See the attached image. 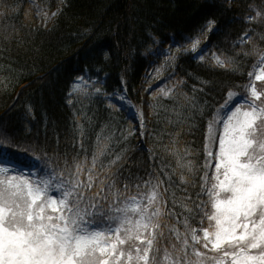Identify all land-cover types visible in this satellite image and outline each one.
Segmentation results:
<instances>
[{"label":"trees","instance_id":"trees-1","mask_svg":"<svg viewBox=\"0 0 264 264\" xmlns=\"http://www.w3.org/2000/svg\"><path fill=\"white\" fill-rule=\"evenodd\" d=\"M33 2L57 9L50 27L36 24ZM156 41L176 51L161 92L150 101L142 134L135 116L115 100L125 96L139 110L141 85L152 65L146 52ZM263 55L264 0H0V143L37 178L51 170L66 176L65 154L69 163L75 156L90 162L94 152L106 150L100 157L105 166L119 155L112 170L132 177L118 185L130 184L126 196L146 198L150 188L138 190L142 182L135 178L158 175L166 209L176 213L166 223L183 233L177 221L189 215L181 206L186 204L193 213L189 222L202 237L209 222L204 217L201 223L196 206L213 211L201 191L211 184L205 153L209 124L217 121L230 92L251 99L249 73ZM217 57L226 61L224 67ZM78 78L84 85L73 92ZM254 85L264 91V81ZM187 163L191 170L182 166ZM169 176L174 186L164 193ZM180 176L188 183H180Z\"/></svg>","mask_w":264,"mask_h":264},{"label":"snow or ice","instance_id":"snow-or-ice-1","mask_svg":"<svg viewBox=\"0 0 264 264\" xmlns=\"http://www.w3.org/2000/svg\"><path fill=\"white\" fill-rule=\"evenodd\" d=\"M216 62L226 64L219 57ZM255 80L264 81V70ZM83 84L78 78L73 92ZM95 92L99 98L100 87ZM250 95L242 101L246 110L240 104L224 105L218 137L212 134L215 118L209 124L206 157L213 158L208 142L218 139V150L215 183L201 187L213 211L196 206L201 223L204 217L209 222L201 229L202 238L189 222L193 213L186 204L181 206L189 215L177 221L183 223V233L166 223L176 213L166 209L158 175L149 173L146 181L135 178L142 182L136 184L138 190L142 185L150 188L146 198L126 196L130 184L118 185L132 177L112 170L121 161L119 155L105 166L100 157L107 156L106 150L94 152L90 162L87 156H75L69 163L65 154L66 176L51 170L32 181L24 177L10 148L0 143V264H264V91L252 84ZM2 135L14 140L6 131ZM182 166L192 168L190 163ZM168 181L164 193L174 186L171 176ZM180 183L188 181L180 176ZM172 196L175 207L174 192ZM201 244L204 249L211 245L215 255L199 250Z\"/></svg>","mask_w":264,"mask_h":264},{"label":"rangeland","instance_id":"rangeland-1","mask_svg":"<svg viewBox=\"0 0 264 264\" xmlns=\"http://www.w3.org/2000/svg\"><path fill=\"white\" fill-rule=\"evenodd\" d=\"M32 9L34 11V14L36 17V24L38 26L48 28L55 21V18L57 15V9L56 8L49 10V9H46L43 6H41L39 3L33 2L32 3ZM53 13H56V15H53ZM196 47H197V44L193 45L194 49ZM174 51H176L174 46L164 49L156 41V43L154 45H152L149 48V50L146 52V55L152 56V65L150 67V70L146 74L145 79L141 85V93L143 96V102H142V105L140 106L139 110H136L133 107V105L130 103V101L125 96H118L117 99L115 100V102L117 103L119 108L125 110L129 115L135 116L136 122H137V127H138L140 133H142V134H144L148 129V119H149L148 110H149L150 101L157 92L159 93L162 90V89L160 90V88L166 79V69L168 67V61L170 60L171 56H173ZM261 70H264V62H262V61L252 72V75H251L253 78L252 84H254L255 82L256 83L259 82V81L255 80V76L260 74ZM89 85H91V84H88V86ZM256 88H257V85H256ZM257 90H258V88H257ZM263 90H264V88H263ZM249 91H250V89H249ZM120 97H124V99L121 100ZM228 97H229V101L227 104L229 106H231L232 104H240L242 111L246 110L248 108L247 106H245L246 104L242 103L243 98L240 97L237 93L230 92ZM224 110L226 111V109H224ZM223 118H224V116H223V112H222L220 114V116L217 118V122L215 124H212V134H215L217 137L219 136V133L222 131V125L219 123V121H221ZM141 120L143 121L142 125H141ZM209 134H210V132L208 133V136H209ZM208 150L213 152V158L211 159L212 167H210L211 184H210L209 188H211L212 184L215 183V180L213 179V175L215 173V167H214L215 158L214 157H215L216 151L218 150V139H217V142L215 144L208 142ZM23 173L28 174L29 171H23ZM33 181H35V180H33ZM200 246L202 247V244ZM210 248H211V245H209V249ZM209 249H205V250L210 252ZM213 254H215V253H213Z\"/></svg>","mask_w":264,"mask_h":264}]
</instances>
